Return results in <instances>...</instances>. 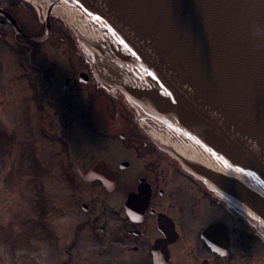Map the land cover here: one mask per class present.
Instances as JSON below:
<instances>
[{"label": "water", "instance_id": "95a60500", "mask_svg": "<svg viewBox=\"0 0 264 264\" xmlns=\"http://www.w3.org/2000/svg\"><path fill=\"white\" fill-rule=\"evenodd\" d=\"M41 1L64 15L97 81L264 237V40L250 35L264 0Z\"/></svg>", "mask_w": 264, "mask_h": 264}, {"label": "flooded vegetation", "instance_id": "af4514ba", "mask_svg": "<svg viewBox=\"0 0 264 264\" xmlns=\"http://www.w3.org/2000/svg\"><path fill=\"white\" fill-rule=\"evenodd\" d=\"M43 11L34 2L0 0V60L3 41L21 45L30 68L44 73L32 55L35 43L17 35L9 20L41 36L48 21L40 18ZM50 20L48 41H61L53 51L58 60L48 63L54 75L29 74L35 94L45 96L42 116L49 137L61 143L65 175L62 223L53 235L61 254L52 264H264V240L254 226L164 151L158 141L171 140L134 120L120 92L85 94L81 104L69 98L72 83L85 84L81 73L91 78L84 59L67 63L61 95L52 92L66 64L60 53L77 47L66 25L54 15Z\"/></svg>", "mask_w": 264, "mask_h": 264}, {"label": "rangeland", "instance_id": "374dc122", "mask_svg": "<svg viewBox=\"0 0 264 264\" xmlns=\"http://www.w3.org/2000/svg\"><path fill=\"white\" fill-rule=\"evenodd\" d=\"M40 18H44L43 14ZM40 18L37 17L38 22ZM70 36L72 45L77 46L71 32ZM42 44L41 51L33 55L34 60L41 59L42 63L58 60L53 51L61 45L60 39L53 36ZM19 46L3 41L0 60V264H52L60 260L61 254L54 242L57 237L53 236L62 223L65 175L59 157L61 143L47 134L49 124L42 116L41 105L45 96L35 94L32 89L34 79L29 72L40 79V68L35 73L26 63L28 58L22 65L28 52ZM60 54L66 64L59 68L57 81L53 83L52 92L58 95L65 84L67 63L78 61L71 47ZM102 92L97 83L80 86L74 82L68 96L81 104L85 94L103 97ZM51 228L52 236L48 235Z\"/></svg>", "mask_w": 264, "mask_h": 264}, {"label": "clouds", "instance_id": "9594fccd", "mask_svg": "<svg viewBox=\"0 0 264 264\" xmlns=\"http://www.w3.org/2000/svg\"><path fill=\"white\" fill-rule=\"evenodd\" d=\"M250 35L252 37L264 40V25L253 23L250 26Z\"/></svg>", "mask_w": 264, "mask_h": 264}, {"label": "snow or ice", "instance_id": "6c2138e0", "mask_svg": "<svg viewBox=\"0 0 264 264\" xmlns=\"http://www.w3.org/2000/svg\"><path fill=\"white\" fill-rule=\"evenodd\" d=\"M149 75L151 76V75H153L152 73H149ZM165 95H167V96H171L172 95V93L171 92H165ZM230 166V165H229ZM241 171H243V169H240Z\"/></svg>", "mask_w": 264, "mask_h": 264}]
</instances>
